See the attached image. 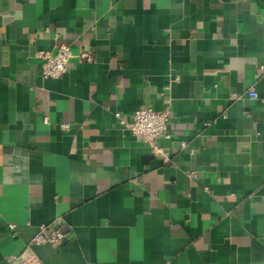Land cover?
Here are the masks:
<instances>
[{"label":"crops","instance_id":"obj_1","mask_svg":"<svg viewBox=\"0 0 264 264\" xmlns=\"http://www.w3.org/2000/svg\"><path fill=\"white\" fill-rule=\"evenodd\" d=\"M0 264H264V0H0Z\"/></svg>","mask_w":264,"mask_h":264},{"label":"built area","instance_id":"obj_2","mask_svg":"<svg viewBox=\"0 0 264 264\" xmlns=\"http://www.w3.org/2000/svg\"><path fill=\"white\" fill-rule=\"evenodd\" d=\"M73 53L67 43H61L57 46L55 52L42 51L39 53L41 58V75L44 78H59L69 70V61ZM82 57H88L89 53L83 51ZM249 95L257 97V93L251 90ZM170 113L168 109L157 110L150 105H145L137 109L131 120L122 119V124L130 129L134 134L140 136L151 149L163 155V149L159 146L158 140L163 136H169L167 133ZM185 146V143H183ZM11 230L15 229V224L11 223ZM68 234L61 226V219H56L55 225L43 224L39 232L33 237L32 242L36 244L64 243L68 239Z\"/></svg>","mask_w":264,"mask_h":264}]
</instances>
